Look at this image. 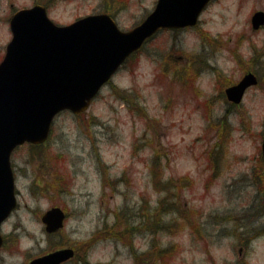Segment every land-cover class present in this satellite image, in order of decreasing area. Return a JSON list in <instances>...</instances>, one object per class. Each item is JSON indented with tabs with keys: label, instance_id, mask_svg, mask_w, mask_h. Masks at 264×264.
<instances>
[{
	"label": "rangeland",
	"instance_id": "1",
	"mask_svg": "<svg viewBox=\"0 0 264 264\" xmlns=\"http://www.w3.org/2000/svg\"><path fill=\"white\" fill-rule=\"evenodd\" d=\"M156 2L0 0V61L19 9L45 3L61 25L109 13L130 30ZM257 11L264 0H213L195 27L150 40L87 113H61L48 143L20 147L19 206L2 227L0 264H26L47 249L36 241L46 237L42 216L52 207L67 215L52 241L78 246L84 264H264ZM249 70L260 83L241 105H228L225 89Z\"/></svg>",
	"mask_w": 264,
	"mask_h": 264
},
{
	"label": "water",
	"instance_id": "2",
	"mask_svg": "<svg viewBox=\"0 0 264 264\" xmlns=\"http://www.w3.org/2000/svg\"><path fill=\"white\" fill-rule=\"evenodd\" d=\"M211 0H159L155 10L136 28L121 31L109 15H91L70 25L55 24L42 5L18 11L11 19L13 38L0 64V228L17 207L11 167L14 149L26 142L44 143L55 116L63 110L85 112L101 88L144 42L165 28L195 26ZM264 25V12L252 18ZM258 84L253 73L229 88L241 102L246 90ZM264 157V143L262 146ZM61 208L43 216L49 232L65 220ZM3 237L0 232V248ZM73 250H62L30 264H60Z\"/></svg>",
	"mask_w": 264,
	"mask_h": 264
},
{
	"label": "flooded vegetation",
	"instance_id": "3",
	"mask_svg": "<svg viewBox=\"0 0 264 264\" xmlns=\"http://www.w3.org/2000/svg\"><path fill=\"white\" fill-rule=\"evenodd\" d=\"M156 5V4H155ZM155 8V7H154ZM151 13V12H150ZM149 13V14H150ZM109 14V13H108ZM148 14V15H149ZM111 15V14H110ZM147 15V16H148ZM112 16V18L117 22V19L115 18V16L114 15H111ZM146 16V17H147ZM118 23V22H117ZM122 29V28H121ZM190 28H186V29H183V30H171V31H174V32H178V31H187V30H189ZM122 30H124V29H122ZM166 30H169V29H166ZM166 30H163V31H166ZM162 32V31H161ZM146 46V45H145ZM144 48L145 47H143V49H142V51L144 50ZM138 54H140V53H137L136 55H135V57L138 55ZM4 55H5V52H4ZM4 55H3V57H4ZM3 57H2V59H3ZM252 70H249L248 72H251ZM239 82V81H238ZM237 82V83H238ZM237 83H235V84H237ZM235 84H233V85H235ZM233 85H229V86H233ZM229 86H227V87H229ZM225 100L228 102L227 104L228 105H230V106H232V107H236V106H239V105H241L242 103H243V101L241 102V103H239V104H236V103H234V102H231L230 100H229V98H228V96H227V94L225 93ZM227 111H229V108H228V110ZM81 116V115H80ZM80 116H77V118H80ZM34 148H37L36 146H34ZM15 154H16V152L15 153H13V155H12V166H13V170H14V174H15V176L17 175L16 173H17V170H16V168H15V164H14V160H13V158H14V156H15ZM17 177V176H16ZM133 229V228H132ZM64 231V228H62V229H60V230H58V231H56V232H54V233H48L47 232V230H46V226H45V224H44V234H45V239L44 240H41V241H39V240H37L36 241V244H38L39 246H41V244H42V241L43 242H45L46 244H47V249L46 250H41L39 253H37L36 255H34L32 258H30V259H28V261H27V263L26 264H28L29 262H31V261H34V260H36V259H39V258H42V257H44V256H47V255H49V254H51V253H54V252H57V251H61V250H64V249H72L73 251H74V255H73V257L71 258V259H68V260H65V261H63L62 263H60V264H84L85 263V258H83L82 256H81V254H80V248L78 247V246H76V245H72V244H70V243H65L63 240H60V241H57L56 243H54L53 241H52V239H56V238H54L53 236H56V235H58V234H60L61 232H63ZM139 233H141V232H139ZM8 243V238H7V236H5V240H4V247L6 246V244ZM4 247H3V249H4ZM159 252L160 253H162L163 252V250H159ZM146 256H148L149 257V252L148 253H146L145 254ZM147 264V263H146Z\"/></svg>",
	"mask_w": 264,
	"mask_h": 264
}]
</instances>
